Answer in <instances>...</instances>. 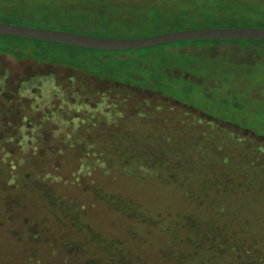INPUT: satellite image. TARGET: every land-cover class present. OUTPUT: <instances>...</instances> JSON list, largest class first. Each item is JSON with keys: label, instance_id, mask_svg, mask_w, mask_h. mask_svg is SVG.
I'll list each match as a JSON object with an SVG mask.
<instances>
[{"label": "rangeland", "instance_id": "374dc122", "mask_svg": "<svg viewBox=\"0 0 264 264\" xmlns=\"http://www.w3.org/2000/svg\"><path fill=\"white\" fill-rule=\"evenodd\" d=\"M130 1L146 10L160 0ZM184 23L163 17L154 27ZM128 57L131 68L117 59L125 76ZM241 57L143 59L160 93L0 55L13 68L0 77V106L29 108L0 112V127L15 130L0 134V264H114L117 251L127 264H179V217L196 206L204 223L219 217L209 198L194 199L200 188L232 195L236 214H223V227L235 237L250 228L252 254L263 256L264 60ZM15 69L31 75L17 81ZM146 158L156 161L138 166ZM128 205L152 220L128 218Z\"/></svg>", "mask_w": 264, "mask_h": 264}, {"label": "trees", "instance_id": "16d2710c", "mask_svg": "<svg viewBox=\"0 0 264 264\" xmlns=\"http://www.w3.org/2000/svg\"><path fill=\"white\" fill-rule=\"evenodd\" d=\"M131 3L130 0H0V21L113 37L146 36L184 28L264 26V0H160L146 7L148 8L146 10L139 9ZM163 17L171 22L186 20L188 23L165 29L154 27ZM151 26L154 27L151 30L140 29ZM262 45L264 39L215 38L172 41L137 49L108 50L0 34V55L9 60L31 65V70L37 69L35 67L38 64L50 65L63 69L65 74L66 70L81 71L99 79L109 80L115 85L143 88L160 93L162 89L156 86L159 79L142 63L143 59L173 62L191 58L194 61L201 57L215 59L219 56L222 58L241 54V58L246 61H251L253 58L264 60ZM131 55H134L132 61H135V65L130 72L131 75L125 76L123 69L130 70L132 67L128 61V56ZM117 59L127 60L130 68L124 67L126 62L124 66H120L121 62ZM6 70H10V74L13 72V68L0 63V77ZM48 71L50 74L57 72L52 68ZM16 73L19 72L15 69L14 74ZM16 75L17 81H25L31 74ZM5 96L4 93H0L3 99L0 103L8 100ZM12 106L13 108L8 109L0 106V112L29 111V108H23L19 100ZM22 116L31 118V112H26ZM14 131L11 127H0L2 136L5 134L13 136ZM154 147L156 148L155 145ZM138 160V166L141 164L145 168H150L151 162L156 161H150L148 158ZM201 175L204 174L197 172L194 178L203 186L208 183V177L204 178ZM183 179L185 181L186 178ZM202 190L204 189L200 188L196 190L197 192L195 190L190 192L196 194L195 200L209 198L215 205L214 214L219 217H211L209 223H204L203 219H200L202 214L198 211V206H194L192 212L181 215L179 219L183 217V220L178 222L184 227L180 230L176 227L172 228L171 233L175 235L180 231L181 240L187 245L184 248H174L177 254L176 257L174 255V259L183 261L179 264H264V253L259 257L252 254L256 240L253 239L252 230L248 233L251 236H248L247 232L250 228L241 226L236 231L245 233V236L235 237L233 234L228 235L227 226L223 227L225 223H221L223 214H236L232 209L234 199L229 198L232 195L226 196L221 192L219 194L218 191L202 192ZM178 191H181L183 196L189 194L188 190L178 189ZM47 195L48 198L51 197L50 194ZM128 206L125 212L128 218L143 222L152 220V215L145 214L144 211L139 213L134 206ZM117 207L120 209L122 206L119 204ZM155 221H159V218L156 217ZM173 223L177 224V222ZM213 227L217 228L214 233H210ZM111 260L114 264L116 262L127 264L126 261H129L127 256L121 255L119 251L111 257Z\"/></svg>", "mask_w": 264, "mask_h": 264}, {"label": "water", "instance_id": "95a60500", "mask_svg": "<svg viewBox=\"0 0 264 264\" xmlns=\"http://www.w3.org/2000/svg\"><path fill=\"white\" fill-rule=\"evenodd\" d=\"M0 34H8L96 49H137L190 39H264V26L184 28L138 37H113L71 30L0 21Z\"/></svg>", "mask_w": 264, "mask_h": 264}]
</instances>
